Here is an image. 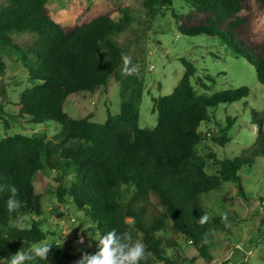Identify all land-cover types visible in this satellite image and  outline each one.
<instances>
[{"label": "trees", "instance_id": "1", "mask_svg": "<svg viewBox=\"0 0 264 264\" xmlns=\"http://www.w3.org/2000/svg\"><path fill=\"white\" fill-rule=\"evenodd\" d=\"M5 1L8 5L0 6V71L1 50H5L14 55L32 85L21 94L18 116L33 124L51 121L61 128L50 139L18 134L0 139V184L14 185L21 202L18 210L9 213L11 194L0 192V262H9L18 250L29 252L47 237L38 221L24 230L12 222L43 214L36 184L50 174L58 205L68 200L95 223L99 235L112 229L131 232L133 240L142 241L151 254L146 264L181 263L169 230L183 235L199 256L210 261L203 241L212 237L213 227L222 224L217 217L197 223L207 214L201 198L222 183L237 185L243 196L240 171L254 161L247 155L217 160L209 149L205 156L199 155L197 147L206 138L200 127L210 121V110L247 98L249 90L241 87L196 95L191 84L195 67L180 58L184 73L178 84L170 94L152 98L154 127L139 125L143 84L138 73L122 81L118 113L111 114L106 107L103 123L94 122L92 113L71 118L65 111L70 97L104 93L117 77L123 52L114 37L127 28V14L115 21L106 12L87 23L62 26L50 18L48 0ZM140 1L150 20L173 4V0ZM186 1L191 7L188 13L172 14L178 33L222 41L254 67L257 81L264 86V36L255 40L250 33L252 13H264V0ZM243 12L247 14L240 15ZM25 31L37 37L30 45L11 37ZM200 86L209 90L204 83ZM226 122L224 134L211 138L219 147L229 142L227 132L234 120ZM254 134L258 158L264 156V130L259 126ZM213 160L216 173L208 174L207 161ZM125 195L130 196L127 202ZM59 211L54 209V213ZM50 244V256L61 255L64 264H74L82 255L67 254L60 245ZM25 264L47 263L36 258Z\"/></svg>", "mask_w": 264, "mask_h": 264}, {"label": "rangeland", "instance_id": "2", "mask_svg": "<svg viewBox=\"0 0 264 264\" xmlns=\"http://www.w3.org/2000/svg\"><path fill=\"white\" fill-rule=\"evenodd\" d=\"M6 5L8 3L5 0H0V6ZM47 8L50 18L62 26L87 23L106 12H111L115 21L127 14L129 24L114 40L123 56L131 57L129 67L135 66L138 69L139 79L143 84L139 106L141 128L155 126L152 98L170 94L178 84L184 73L180 58L195 67L191 84L196 95L210 96L241 87L249 90L247 98L210 110V121L200 127L206 138L197 147L199 155L205 156L209 149L217 160L247 155L254 161L251 166L240 171L243 196L238 193L237 185L222 183L201 198L209 218L217 217L222 224L213 227L212 237L203 241L210 261L199 256L195 247L180 233L169 230L167 235L178 245L177 254L183 259L180 264H264V212L259 208L260 201L264 199V156H254V133L259 126L264 130V86L257 81L254 67L235 56L218 39L180 35L172 14L188 13L191 7L186 0H173L172 6L167 10L163 9L153 20L146 15L140 0H48ZM244 14L247 12L240 13ZM250 33L255 40L264 36V13H252ZM11 37L16 43L29 45L37 38L27 31L12 33ZM1 53L0 139L17 134L52 138L60 130L59 124L51 121L33 124L26 118H19L21 94L26 88L32 87L31 81L12 53L5 50H1ZM123 67L122 59L117 77L111 80L104 93L70 97L65 105L67 114L71 118H78L92 113L94 122L103 123L106 119V107L111 114L118 113L122 102L121 83L128 76L123 73ZM200 83H204L209 90L203 89ZM227 118L234 120L227 132L229 142L224 147H219L212 143L211 138L224 134ZM214 160L207 161L208 174L216 173ZM52 185L53 174L44 176L36 184V190L43 200V214L40 217H22L19 221L12 222V225L17 226L22 222L24 228H28L33 220L38 221L41 230L47 233L42 242H54L66 250L67 254L97 250L98 242L95 239L98 233L95 223L89 221L68 200L58 205ZM129 198V195H125L124 202ZM149 200L155 202L152 196ZM55 208L60 211L54 213ZM60 214L63 217L60 218ZM127 222L131 223L132 220L128 219ZM87 233L93 240L89 241ZM80 235L85 236L84 244L77 243ZM89 242L91 247H88ZM48 260L54 264L66 262L61 255L49 256ZM0 264H10V261Z\"/></svg>", "mask_w": 264, "mask_h": 264}, {"label": "clouds", "instance_id": "3", "mask_svg": "<svg viewBox=\"0 0 264 264\" xmlns=\"http://www.w3.org/2000/svg\"><path fill=\"white\" fill-rule=\"evenodd\" d=\"M123 73L126 75L137 74L138 69L135 66L129 67L131 64L130 56H123ZM9 192L11 195L7 200V210L12 213L21 207V202L16 198L18 189L14 185L0 184V192ZM207 214L200 217L197 221L203 225L209 221ZM19 230H24L22 222L17 224ZM89 241L93 240L87 233ZM98 250L95 253L82 252L80 259L74 264H140L144 261L145 264L149 259L150 253L146 252V245L140 240H133L132 234L129 231L118 233L116 229H112L107 234L97 235ZM78 244L85 243V236L80 235ZM88 247H91L89 242ZM52 246L50 243L42 242L31 247L29 252L18 250L11 256L10 264H25L26 261H32L36 258L44 260L47 264H51L48 260Z\"/></svg>", "mask_w": 264, "mask_h": 264}, {"label": "built area", "instance_id": "4", "mask_svg": "<svg viewBox=\"0 0 264 264\" xmlns=\"http://www.w3.org/2000/svg\"><path fill=\"white\" fill-rule=\"evenodd\" d=\"M259 208L261 211H264V199L260 202Z\"/></svg>", "mask_w": 264, "mask_h": 264}]
</instances>
